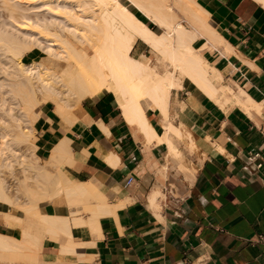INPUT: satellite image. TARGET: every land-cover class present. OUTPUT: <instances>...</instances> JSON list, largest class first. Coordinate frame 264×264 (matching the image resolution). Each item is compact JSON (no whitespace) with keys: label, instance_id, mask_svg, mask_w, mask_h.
Listing matches in <instances>:
<instances>
[{"label":"crops","instance_id":"1","mask_svg":"<svg viewBox=\"0 0 264 264\" xmlns=\"http://www.w3.org/2000/svg\"><path fill=\"white\" fill-rule=\"evenodd\" d=\"M199 1L210 14L214 37L222 40L201 49L223 75L215 86H227L229 98L242 89L257 107L227 102L221 108L187 80L170 90L168 118L141 98L157 135L166 120L192 134L195 151L185 138L170 135L178 157L126 118L116 92L83 99L73 121L45 102L33 124L36 155L46 158L67 137L71 152L63 170L97 191L74 207L63 195L39 207L51 216H71L74 210L84 218L97 216L92 229L70 227L73 240L82 243L76 250L83 259L60 256L64 238L52 240L43 222V234L22 222L38 236L41 264H264V0ZM205 42L198 37L194 46ZM148 49L137 39L131 54L147 56ZM250 152L259 153L260 168L249 166ZM0 234L20 235L1 218Z\"/></svg>","mask_w":264,"mask_h":264},{"label":"bare ground","instance_id":"2","mask_svg":"<svg viewBox=\"0 0 264 264\" xmlns=\"http://www.w3.org/2000/svg\"><path fill=\"white\" fill-rule=\"evenodd\" d=\"M31 2L34 5L32 8L43 10L34 14L35 19L22 13L26 20L19 26L13 23L15 28L13 24L0 19V160L9 166L13 160H21L22 163L24 153L14 146L13 141L29 144L34 159L40 162L35 164L40 174L37 177L41 179H34V184H25L28 201L19 206L10 199L0 176V202L14 207L12 211H0L1 221L20 233L17 237L0 234V250L37 249L38 236L23 228V218L17 214L22 210L43 222L52 240L60 236L64 238L59 247L60 256L74 255L83 259L86 257L76 250L82 243L73 240L70 227L86 226L92 229L97 214L92 212L84 218L76 215L81 210H74L70 217L51 216L41 211L39 203L63 195L67 203L73 206L83 201V195L93 194L97 188L76 182L63 170L62 165L70 156L67 137L51 147L47 158L36 155L33 124L40 116V105L50 101L56 113L67 121H73L76 120L75 110L78 108L74 107L75 104L79 106L83 99L96 94L116 92L125 102L122 109L126 118L137 123L148 140L155 138L158 142L165 141L167 153L181 157L170 135L185 138L191 150L196 147L192 134L182 130L181 125L176 126L166 120L162 123L164 132L157 135L140 106L141 98H148L151 105L158 107L168 118L170 90L182 87L184 80H187L221 108L227 102L245 110L250 106L255 108L257 104L242 89L233 92L229 98L223 92L227 86H215L214 82L221 80L223 75L205 59L201 49L211 44L217 46L222 40L214 37L210 14L199 0ZM132 8L139 10L158 30L139 19ZM35 27L47 29L49 36L32 29ZM201 36L207 42L200 47L194 46ZM137 39L148 46L155 62L164 64L162 71L151 63L150 56L131 54ZM34 49L41 50L42 54L38 59L24 63L23 53ZM73 196L80 198L74 199ZM101 206L103 208V204Z\"/></svg>","mask_w":264,"mask_h":264},{"label":"rangeland","instance_id":"3","mask_svg":"<svg viewBox=\"0 0 264 264\" xmlns=\"http://www.w3.org/2000/svg\"><path fill=\"white\" fill-rule=\"evenodd\" d=\"M3 1H6V3L5 2L3 3ZM26 1H28V2H26ZM31 1L32 0H11V1L0 0V19H1V21L6 20V22H8L10 24L14 23V24L19 26V23L21 25V23L26 20L23 17L22 13H24L25 15H30L31 18L35 19L34 14L41 13L43 10L32 8V6H34V5H32ZM22 18H24V19H22ZM19 21H21V22H19ZM150 23H152V22H150ZM183 23L186 24V21H183ZM14 24L12 25L13 28H15ZM155 27H156V30H158L157 26H155ZM29 29H31V27ZM32 29H35V31L37 30L38 32H41L42 35L44 34L46 36H49V33H50L47 29H43L42 27H35ZM47 31L49 33H47ZM40 52H41V50H38V49H34L32 52L31 51H25L23 53L24 56L22 57L23 62L29 63L35 59H38L39 55L42 54V52L41 53ZM148 56L151 57V61H152L151 63L153 65H155L159 71H162L163 67L165 68V66H163L164 65L163 63L155 62L153 54H152L150 49H148ZM43 106H44V104L40 105V109H42ZM74 107L77 108L78 104H75ZM222 108H224V107H222ZM35 133H36V131L34 130L33 135ZM13 144L15 147L19 148V151H22L24 153V156H22V163H21V160H13L11 162V165L9 166L6 164H2L1 160H0V176L4 181L5 189H6L7 194L9 195L10 199L16 205L23 206L28 201L25 190H24V186H25V184H28V183L32 184L33 182H35V180H37L39 178L40 174L37 173L38 171L36 169L35 163H40V162H36V159H34L33 149L31 147V145L29 146V144H26L23 142L18 143L16 141H13ZM34 152H35V150H34ZM37 174L39 175L38 177H37ZM39 179H41V177ZM56 197L57 196H55L54 198H56ZM54 198H52L51 200H53ZM13 208L14 207H8L7 204L0 202V211H5V210H8V211L11 210L12 211V210H14ZM17 214L22 216L23 225H25V226L30 225L31 227H33V229L36 232L41 233V234L44 233L45 228H44V225L41 223V221L33 218L31 215L27 214L26 212H23L22 210H19L17 212ZM5 235H7V234H5ZM15 249L14 250L11 249L9 251L0 250V262L2 264H41L40 246H38V248L35 250H27V251L21 250L19 248L16 250ZM69 257H71V255L68 256V258ZM72 263L73 262H71V264Z\"/></svg>","mask_w":264,"mask_h":264},{"label":"built area","instance_id":"4","mask_svg":"<svg viewBox=\"0 0 264 264\" xmlns=\"http://www.w3.org/2000/svg\"><path fill=\"white\" fill-rule=\"evenodd\" d=\"M259 153L258 152H250L247 156L248 164L249 166H253L254 168H260L262 165V162L257 160ZM130 181V178L127 182ZM261 241H263L262 238H260Z\"/></svg>","mask_w":264,"mask_h":264},{"label":"trees","instance_id":"5","mask_svg":"<svg viewBox=\"0 0 264 264\" xmlns=\"http://www.w3.org/2000/svg\"><path fill=\"white\" fill-rule=\"evenodd\" d=\"M132 11L134 12V14H135L139 19H141L142 21L146 22L151 28H153V29L156 30V27H155L152 23H150V22L148 21V19L146 18V16H144L139 10L132 8Z\"/></svg>","mask_w":264,"mask_h":264}]
</instances>
